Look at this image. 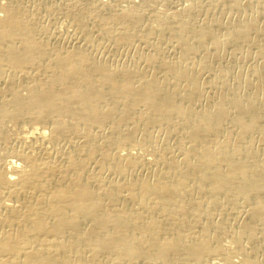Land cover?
Listing matches in <instances>:
<instances>
[{
    "label": "bare ground",
    "instance_id": "obj_1",
    "mask_svg": "<svg viewBox=\"0 0 264 264\" xmlns=\"http://www.w3.org/2000/svg\"><path fill=\"white\" fill-rule=\"evenodd\" d=\"M224 2L228 12L242 3ZM249 2L260 13L225 29L207 19L194 25L197 0L175 24L158 16L156 28L143 33L142 16L134 9L100 13L97 18L105 24L101 35L113 43L148 41L156 35L160 42L169 38L180 45L175 59H162L165 47L155 44L149 55L137 53L135 65L114 69L78 47L48 49L38 34L47 36L48 27L36 28L14 2L3 7L0 76L5 68L13 72L0 86V142L10 141L4 121L25 120L41 126L30 128L34 132L28 130L22 144L31 134L42 144L33 146L35 152L24 151L28 143L19 153L14 150L17 160L0 164V196L11 198L0 201V264H121L139 259L191 264L216 255L222 259L212 264H264V146L258 149L252 143L257 139L264 145V20L259 17L264 0ZM115 23L124 30L112 29ZM76 26L89 43L85 23L78 18ZM239 47L241 57H258L246 69L249 74L236 68L232 90L225 79L227 67L220 66L210 83L214 92H205L200 76L214 70L211 60ZM198 54L202 61L195 64ZM236 58L233 65L238 66ZM152 127L163 131L159 154L143 159L129 150L118 153L119 147L135 142L138 132L151 141ZM65 141L69 143L63 149ZM150 144L153 151L158 149L153 140ZM51 150L61 162L50 156ZM91 161L98 163L96 173L88 169ZM104 171L117 179L104 180ZM239 202L249 207L245 221L231 232L232 241L255 238L257 227L263 233L258 246L239 249L242 259L236 263L228 260V247L217 239L229 230L228 215ZM218 206L221 220L213 222Z\"/></svg>",
    "mask_w": 264,
    "mask_h": 264
},
{
    "label": "rangeland",
    "instance_id": "obj_2",
    "mask_svg": "<svg viewBox=\"0 0 264 264\" xmlns=\"http://www.w3.org/2000/svg\"><path fill=\"white\" fill-rule=\"evenodd\" d=\"M195 1L196 0H194V1L193 0H0V18L4 17V14H5L3 7L8 6L11 3L13 4V2H14V4H17L21 7V9L23 11V16L25 17V19H27L28 21L30 20L31 23L35 24L36 28H38L40 30L44 26L48 27V35L47 36H44V34H42L41 31L38 32L39 36H41L43 41H45L44 43L47 44L46 47L48 49L53 50V49H56L58 47L65 49L66 46L67 47H78V48H80L81 51H85V52L87 51V53L91 54L95 59H98V60L101 59L100 61H103L105 63L107 62L106 63L107 66L114 69V68H117L121 65H128V66L129 65L130 66L135 65L136 64L135 57H136L137 53L142 52L144 55H149L152 51V47L155 46V44L157 46H161L162 49H164V47H165V50H163V54L161 55L162 59H166V60L175 59V58H177V55H178L177 49L180 48V45L177 44L176 42L173 43L172 41H170L169 38L168 39L165 38V39H163L164 41L161 40V42H160V40L157 39L156 35L150 36L148 38V41L147 40L143 41V39L135 38V41H133L134 43L133 42H131V43H119V44L116 42L113 43L111 39H108V38L103 37L101 35V30L105 27V24H104V21H100L97 18V15L99 16L100 13L105 15V14L109 13V11H110V13H113V12L118 13L121 9H134L138 13H140V16H142L141 17V27H139V30L141 31V33H143L146 29H148L150 27L156 28V26H157L156 21H157L158 16L159 17L165 16L167 20L171 21L172 23H174V22L176 23L181 18V16H183V10L189 4L195 3ZM197 1L199 2L201 12L199 11L198 14L197 13L194 14L193 17L191 18L192 21L195 20L194 25H198V24L202 25L203 22L207 19V21L208 20L213 21L212 23H214V25L217 22H219L221 24V29H225V27L230 26L233 21H234L233 24H235V22L239 23L241 20H242L241 22H244L250 15L260 13V8L253 5V4L251 5L252 2H249V0H246V1L245 0H239L243 4L240 3V6L237 9L238 11L236 9H231L229 12H228L227 5L224 2L225 0H222V1L221 0H197ZM249 3H250V6H249ZM254 6H255V8H254ZM222 9H224V10H222ZM114 10H116V12ZM251 12H253V13H251ZM27 15L30 17H28ZM211 17H212V20H211ZM259 17H260V19L262 17L264 20L263 14ZM78 18L81 19L83 21V23H85V25L87 26L88 30H90L91 40L89 43H87L86 41L83 40V34L80 31L81 29H78V27L76 26ZM229 18H230V20H229ZM231 19H232V21H231ZM217 24H216V26H217ZM111 27L116 32H119V30L120 31L124 30V28H122L123 26L121 27L120 23L119 24L118 23L111 24ZM222 27H224V28H222ZM116 29H118V30H116ZM219 35H221V34L219 33ZM39 36H38V38H40ZM155 37H156V39H155ZM54 40H55V42H54ZM54 44H55V46H54ZM207 48H209V46ZM150 49H151V51H150ZM239 49L237 50L236 53H233L234 50H232V51L230 50L231 52L227 50L226 52H223L225 55L221 54L220 56L215 57L211 60L213 62V63L211 62V65L213 66L212 68L214 70H212L209 73L203 72L202 75L200 76L201 81L203 80L202 82L204 84L206 83L205 84L206 90L204 89L205 92H207V93L214 92V89L210 83H212L215 80V78L217 77L216 72H217V70L220 69V66L225 67V68L227 67L225 70L226 71L225 79L227 80L226 82L228 83L230 89H232V90L236 89V84H235L236 79L234 77V76H236V72L243 69V72H246V74H249L248 70H246V69L250 70L251 67L253 65H255L256 58L258 61V57L251 55V56H249V58L248 57L243 58V57H241V53L243 50L241 49V47H239ZM227 53L229 56L227 55ZM200 54H198L195 58H193L194 60L192 59L193 63L195 62V64H197L198 62L202 61L201 60L202 57L199 56ZM231 54H233L234 56L236 55V56L234 57ZM237 56H239V57L236 58ZM235 58L238 59V62H239L238 66L233 65ZM247 63H250V64L247 65ZM138 64L141 66L143 63H141V61H138ZM218 64H220V65H218ZM240 64L242 65L243 68L242 67L240 68ZM233 66H234V68H233ZM236 68L238 71L236 70ZM7 70H9V69L5 68L4 69L5 74L3 76H0V86L5 81L4 79H6V77H7L6 74L8 75V74L13 72L11 70H9V71H7ZM31 70L32 69H28L27 71H31ZM32 72H33V70H32ZM160 75H162V74H160ZM19 79L20 78H18V80ZM21 81L23 82V80H21ZM230 82H231V84H230ZM23 85L24 84H22V83L19 84V90H22V91H20L21 93L23 92L22 94H24V92H25V90L23 89ZM202 103L203 102H200L199 105L204 106L205 104L203 105ZM5 123H6V125H5ZM4 126H5V128H4ZM34 126L36 128H39L41 125L39 123L27 122L25 120L23 122L22 121H19V122L18 121H11V120L4 121V125H3L4 132L6 133L7 138H9V136H10V139H8L7 141L10 140L11 142L9 141V142H6L4 144L0 142V160H2V161H0V164L2 163V165L5 164L4 166H7L6 163L9 162V160H17V158H19L18 153L20 152V150H24L25 146H27L28 143L29 144L24 151H26V150L28 151V148H29L30 149L29 151L35 152V149H37L38 146L42 144V140L37 138L36 137L37 135L34 136L33 134H31L30 137L28 138L30 141L28 140L29 142L28 143L26 142L27 144H22V142H21L24 137L28 136V135H26L28 133V130H30V128H34ZM30 131H31L30 133L34 132V130L33 131L30 130ZM141 134H144V133H141V132L136 133L135 142L133 141L129 144H126L124 146L119 147L117 149L118 153L120 155H122L125 151L127 152L129 150L130 153H132L134 155H138L143 159H151V158L155 157L156 154H159L158 150L164 144L163 131L158 129V128L156 130V127H152L151 130L149 131L151 141L153 140V142L156 144L154 147L158 148V149H155L154 151L152 150L153 146L150 144L151 141H149V142L146 141L147 140L146 137H144V139H143L144 135H141ZM18 137H20V139ZM33 137H35V139H33ZM139 137H141L142 140ZM155 138H156V140H155ZM139 139H140V142H139ZM36 140H38V141H36ZM171 141L172 142L169 143L170 146L173 144L171 150L173 149V151H176V147L174 145V139H171ZM146 142H148V143H146ZM68 143L69 142H66V141L62 142L60 144V147L63 149H66L67 147H65V146H67ZM252 143L256 147L260 146V147H258V149H260L264 146L263 143L257 141V139L252 140ZM142 145H143V147H142ZM22 146H24L23 147L24 149L22 148ZM33 146L35 147V149ZM11 148L13 150H11ZM16 149H17V152L19 151L18 153H16V151L14 152V150H16ZM51 152H50V156H52L53 158L55 157V160L57 162H61L60 161L61 159L59 160V157H60L59 154L54 153L55 154L54 155L53 152H55V150H51ZM88 164H90V165H88V169H90V171H92L94 173H96L98 171V163H96L95 161H93V162L91 161ZM108 174H110V175H108ZM103 175L105 177H103ZM106 175H108V176H106ZM110 177L112 179H115V180L117 179V176L114 173H112L111 171H109V173H108V171H104L101 174V178H103L104 180L110 179ZM5 196H6V194L3 193L0 196V201H3L5 199L11 200V198L9 196H6V198H5ZM6 200H5V202H6ZM239 204L238 203L234 204L233 205L235 207V209L233 208L234 211L232 210V212L229 213V215H228L229 218L227 220L228 222L226 221V223H227V225H230V226H228L229 230L227 229L225 232L221 233V235L219 234L220 236L218 235V239H217V243H219L220 246L222 245V247H224V248L228 247L227 249H229V255H230V256L228 255V260L230 259L231 261H234L236 263L242 259V255L240 254L239 249L242 248L243 250L248 251V249L250 250L252 248V246H254V245L258 246L259 243L261 242L260 240H261V236L263 233L261 227H257L258 233L256 234L255 238L248 239L246 236H243L239 243H234L232 241L231 232L235 231L237 229V227L239 226V223H241V221H245V220H243L246 217L245 211L249 207V204L248 205L245 203L241 204L240 202H239ZM238 205H239V209H238ZM217 211L219 212V206L216 207V211L214 213V214H216L215 215L216 217L214 216V214H213V216L215 218H213V216H212V218L214 219V220L212 219L213 222H215V221L217 222L218 220L219 221L221 220L219 218L220 216H219V213ZM260 232H261V235L259 234ZM184 240L188 241V239L185 237H184ZM257 242H259V243L256 244ZM260 256H262V255L259 254L258 257H260ZM206 258L207 259L205 260V262H200V263L197 262V263H191V264H212V263L217 262L220 259H222V256L216 255V256H208ZM178 262L179 261H177L176 264H180V262L179 263ZM121 264H157V263L152 262V261H147V260L145 261L143 259L142 260L139 259V260L134 261V262L126 261L125 263L123 262Z\"/></svg>",
    "mask_w": 264,
    "mask_h": 264
}]
</instances>
